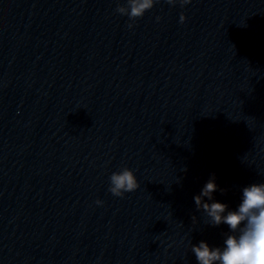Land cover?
<instances>
[{
  "label": "clouds",
  "instance_id": "1",
  "mask_svg": "<svg viewBox=\"0 0 264 264\" xmlns=\"http://www.w3.org/2000/svg\"><path fill=\"white\" fill-rule=\"evenodd\" d=\"M158 2L159 0H126L127 6L118 5L116 11L128 16L130 21H135ZM191 2L192 0H166L169 5L180 3L181 6ZM185 19L181 14L180 22L183 23ZM128 26L131 28L133 24L129 23ZM109 179V191L116 197H123L125 193L134 192L139 187L137 177L127 167L113 172ZM217 190L213 173L193 199L196 209L206 214L208 224H226L229 232L224 234L222 247L210 246L205 241H200L198 245L192 244L191 251L196 261L198 264H264V183L244 187L242 201L235 210L214 200L213 194ZM96 203L102 204V201L97 200ZM193 221H196L195 216Z\"/></svg>",
  "mask_w": 264,
  "mask_h": 264
}]
</instances>
